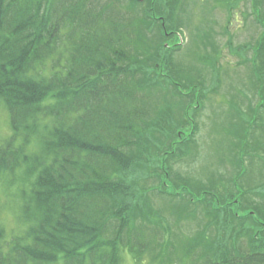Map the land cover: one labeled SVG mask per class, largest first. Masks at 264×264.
I'll use <instances>...</instances> for the list:
<instances>
[{
  "label": "trees",
  "instance_id": "trees-1",
  "mask_svg": "<svg viewBox=\"0 0 264 264\" xmlns=\"http://www.w3.org/2000/svg\"><path fill=\"white\" fill-rule=\"evenodd\" d=\"M152 1L0 0V103L9 117V131L0 136V192L5 187L1 194L17 199L22 223L7 235L0 219V264H120L125 252L156 264H264V190L239 207L209 189L195 198L182 186L186 194L179 195L169 185L187 181L172 177L170 145L162 143L156 144L158 171L148 167L139 175L153 157L151 145L172 130L159 114L157 92L181 84L171 56L160 49V38L173 33L160 21L155 35L163 10ZM262 4L253 0L252 19L261 28L252 52L260 106ZM154 37L159 48L146 69L142 47ZM184 130L175 135L186 136ZM149 186L160 196L205 206L212 221L228 210L235 222L249 223L241 232L222 219L215 243L204 234L167 246L161 214L147 201Z\"/></svg>",
  "mask_w": 264,
  "mask_h": 264
},
{
  "label": "rangeland",
  "instance_id": "rangeland-1",
  "mask_svg": "<svg viewBox=\"0 0 264 264\" xmlns=\"http://www.w3.org/2000/svg\"><path fill=\"white\" fill-rule=\"evenodd\" d=\"M153 6L156 11L163 10L155 19L159 20L154 27L155 35L160 21L165 33H173L160 38L165 43L160 49L171 56L181 84L177 89L167 85L162 87V92H157L159 114L162 119L166 118V129L172 130L151 145L149 153L153 157H146L150 162L145 159L139 175L146 174L149 168L155 173L158 171L154 165L155 151L156 144L162 143L170 145L166 149L170 151L166 162L174 163L172 177L178 180L183 176L187 181L171 184L168 189L176 187L178 194L184 195L186 190L181 187L185 186L195 198L197 190L209 189L222 199L233 198L238 207L240 200L261 198L257 192L264 190V106L258 105L261 100L254 80L258 69L252 53L261 28L252 19L253 0H157ZM257 8L262 16L263 4ZM165 22L172 25L166 28ZM154 38L149 46L142 47L146 69L153 65L151 54L159 48L158 38ZM194 102L198 104L195 106ZM8 127L7 110L0 103V136L8 133ZM183 128L186 136L179 138L175 134ZM192 131L195 134L188 137ZM176 159H181V163H175ZM160 180L158 177L154 181L158 187H161ZM148 181L152 183L153 179ZM156 186H149L153 190L147 193V201L161 214L167 246L178 248L185 241L204 234L209 243H215L220 239L217 232L220 220H226L234 229L241 228L238 231L242 232L250 219L235 222L226 210L216 213V220L212 221L205 206L199 204L195 208L178 197L160 196L154 190ZM15 190L13 187L10 193ZM4 191L5 187L0 192V198L5 199L0 202V219L8 235L20 230L22 223L17 215V199H9V193L1 194ZM245 211L236 209L238 214ZM176 248L173 254L178 255ZM120 264L156 263L148 255L134 258L125 252Z\"/></svg>",
  "mask_w": 264,
  "mask_h": 264
}]
</instances>
